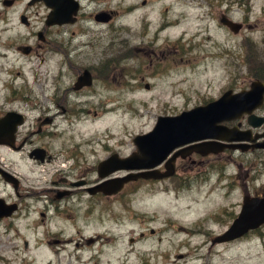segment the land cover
<instances>
[{"label": "rangeland", "instance_id": "374dc122", "mask_svg": "<svg viewBox=\"0 0 264 264\" xmlns=\"http://www.w3.org/2000/svg\"><path fill=\"white\" fill-rule=\"evenodd\" d=\"M205 2H218L220 11L242 24L238 33L219 28L218 13L208 14ZM170 7L173 27L159 40L151 35L142 40L145 45L152 42L147 48L150 65L141 52L134 51V47L143 45H134L140 40L129 31L122 34L120 43L119 37L112 36L115 32L108 30L103 40L106 47L93 48L101 52L99 57L86 56V52L77 55L79 61L104 60L107 101H92L86 106L90 111L96 108L97 116L105 111L103 121L85 123L94 120L81 116L73 135L67 136L73 137L75 143L85 144V150L95 152L99 158L103 157L104 147L107 153L115 151L128 157L134 152L132 139L150 132L157 117H173L206 105L228 90L239 92L254 77L264 84V0H170ZM5 55H0V117L9 105L8 99H19L22 93L19 80L12 84L14 90L7 84L15 78L14 72L21 70L11 65L9 53ZM39 57L17 59L35 66L28 78L34 83L38 79V90L33 87L35 94L40 92L45 71ZM50 59L51 52L43 61ZM146 69L154 72V77L148 74L147 82ZM113 77L121 82L119 89L111 82ZM139 78L143 79L141 84ZM144 84L149 86L148 92L143 89ZM61 141L62 137L52 142L57 145ZM228 156L229 160L219 161L201 175L195 174L199 168L189 169L188 165L181 176L184 180L137 182L126 186L106 205H95L99 209L92 212L83 231L85 241L90 239L92 244L81 243L78 250L72 244H53L60 236L65 241L75 239L74 229L58 222L55 213L46 210L41 196L25 198L18 213L0 221V264H72L75 254H104L100 258L103 264H264V226L234 242L211 245L238 215L243 186L248 196H253V190L264 192V153ZM5 159L1 149V165ZM93 162L92 157L90 163ZM14 172L19 179L29 181L24 182L21 192L29 190L28 183L45 187L48 182L40 167L35 173L26 172L18 162ZM0 198L17 202L13 192L1 182ZM71 212L77 213L73 209ZM80 215L82 224L83 213ZM179 256L181 259L173 262ZM81 260L85 263L86 258Z\"/></svg>", "mask_w": 264, "mask_h": 264}, {"label": "flooded vegetation", "instance_id": "af4514ba", "mask_svg": "<svg viewBox=\"0 0 264 264\" xmlns=\"http://www.w3.org/2000/svg\"><path fill=\"white\" fill-rule=\"evenodd\" d=\"M205 4L208 14L218 13L217 26L228 32L220 20L227 22L232 19L225 12L220 11L219 3L205 2ZM171 13L170 0H0V55L6 56L5 54L9 53L12 58L9 60L12 62L11 65L21 70V73L14 72L15 78H11L7 84L11 85V90H14L12 84L19 80L22 90L19 99H8L7 104L9 105L0 117L9 114L20 118L21 124L16 127L11 141L0 146V150L3 149L6 156L5 163L0 164V182L13 192L17 202L0 199L6 205H15L16 213H18L21 200L41 196L40 199L47 204L46 210L55 213L54 218L58 219V222L71 226L75 231V239L65 241L64 237L60 236L59 240L53 241V244H72L76 250L81 243L92 244L90 239L85 241L83 231L91 219L92 212L99 209H95L94 206L100 207L103 202H105L103 205H106L121 193L113 197L100 194L92 196L90 190L104 181L121 179L126 175L122 172H115L106 179H100L98 166L103 161L112 156L121 160L124 156L115 151L107 153L104 147L102 148L103 157L99 158L95 152L85 150V144L75 143L73 137L67 136L73 135V128L78 126L81 116H90L94 120V122L86 121L85 123L95 124L96 119L103 121L105 111L97 116L96 108L90 111L86 110V106L92 101H107L108 83L104 60L79 61L77 55L86 52V56L99 57L101 52H96L93 48L95 45L106 47L103 45V40L108 30L115 32L112 36L119 37L120 43L123 42L122 34H127L129 31L140 40L134 45H143L142 48L134 47V51L141 52L147 58V64L150 65L147 48L152 42L145 45L142 40L149 35L159 40L163 33L173 27L170 22ZM51 15L53 19L50 18ZM240 25L242 27V24ZM49 52L52 54V59L44 62ZM93 52H96V55H93ZM32 55L40 56V63H43L45 70H39L44 71V77L38 94H35L33 90V87L38 90V79L35 83L29 80L31 69L35 66L29 65L31 64L29 61L27 63L17 62L18 58L26 59ZM162 59H164L163 54ZM163 68H166L165 61H163ZM84 72L88 73L89 81L77 84V80ZM35 74L36 72L34 76ZM148 74L154 77V72L146 69L145 80ZM166 74L168 76V73ZM138 81L141 84L143 79L139 78ZM111 82L119 89L121 82L117 77H113ZM143 89L148 92L149 86L144 84ZM246 89L248 87H243L238 91ZM14 94L12 91L11 95ZM116 94L119 97L121 92L118 90ZM113 96L114 99L117 98L116 95ZM221 96L222 94L215 100ZM252 116L263 121L255 130L248 128L246 117L237 122L224 123L223 127L228 130L235 128L238 133L248 132L250 139L263 137L254 143H246L247 146L262 144L264 143V96L262 105L252 113ZM238 133L237 136H241ZM60 137L62 141L59 144L52 142ZM256 151L264 153L262 149H248L240 154H251ZM229 153L237 152L224 150L217 156L200 157L192 154L186 159L176 158L173 161L174 176L172 178L184 180L185 177L181 176L185 175L188 165L189 169L190 167L199 168L195 174L201 175L209 167H215L219 161L229 160ZM92 157L94 162L90 163ZM18 162L22 164L26 172L35 173L40 167L48 177L45 187L32 186L28 183L27 189L29 190L21 192L24 182L29 181L24 177L19 179V174L14 172ZM203 166H205L204 170H202ZM164 168L162 164L156 171L164 173ZM3 175L7 176L9 182L3 180ZM13 187L15 190L12 189ZM243 188L244 197H264L262 190L259 192L253 190L251 193L253 196H248L246 186ZM72 209L77 212L75 215H72ZM80 212L83 213L82 224H80ZM40 218L42 221L44 215H40ZM73 256L76 259L72 264H103L100 258L105 257L104 254H75ZM83 257L86 258L85 263L81 260ZM180 259L181 256L175 257L173 262ZM106 264L112 263L108 261Z\"/></svg>", "mask_w": 264, "mask_h": 264}, {"label": "water", "instance_id": "95a60500", "mask_svg": "<svg viewBox=\"0 0 264 264\" xmlns=\"http://www.w3.org/2000/svg\"><path fill=\"white\" fill-rule=\"evenodd\" d=\"M50 5V4H48ZM50 18L53 19L51 15ZM232 34L240 30V24L220 20ZM89 76L84 72L77 84L87 83ZM264 86L256 81L246 91L232 93L227 91L214 101L201 107H195L173 117H158L150 132L135 136L131 144L134 152L126 158L112 156L98 166V176L106 179L115 172L127 173L123 178L108 180L90 190V195L100 194L105 197L116 196L125 185L137 181L160 182L172 178L173 161L176 158L186 159L190 155L200 157L216 156L224 150L244 153L250 149L264 150V143L247 146L263 137L250 139L248 132L238 133L237 129L228 130L224 123L237 122L246 117L249 129L255 130L262 124L252 113L262 105ZM18 116L5 115L0 118V146L11 141L16 127L20 126ZM237 133L241 136H237ZM234 134V136H233ZM164 164V173L156 169ZM6 182L9 179L3 175ZM9 182V181H8ZM15 190V187L12 188ZM16 212L15 205H6L0 199V221L9 219ZM264 226V197H244L238 215L226 231L216 236L211 245H222L234 242Z\"/></svg>", "mask_w": 264, "mask_h": 264}, {"label": "trees", "instance_id": "16d2710c", "mask_svg": "<svg viewBox=\"0 0 264 264\" xmlns=\"http://www.w3.org/2000/svg\"><path fill=\"white\" fill-rule=\"evenodd\" d=\"M254 80H257V81H261L259 78H257V77H254ZM257 232V230L256 231H253V232H250V233H248L246 236H248V235H250V234H252V233H256Z\"/></svg>", "mask_w": 264, "mask_h": 264}, {"label": "bare ground", "instance_id": "6f19581e", "mask_svg": "<svg viewBox=\"0 0 264 264\" xmlns=\"http://www.w3.org/2000/svg\"><path fill=\"white\" fill-rule=\"evenodd\" d=\"M174 26H175V25H174ZM259 62H260V61H259ZM54 177H55V176H54ZM54 177H53V178H54ZM77 211H78V209H77ZM61 214H62V213H61ZM59 215H60V214H59ZM72 215H73V214H72ZM73 220H74V219H73Z\"/></svg>", "mask_w": 264, "mask_h": 264}]
</instances>
